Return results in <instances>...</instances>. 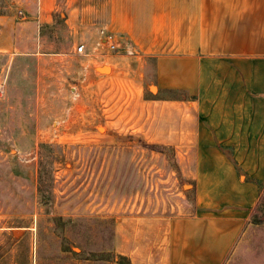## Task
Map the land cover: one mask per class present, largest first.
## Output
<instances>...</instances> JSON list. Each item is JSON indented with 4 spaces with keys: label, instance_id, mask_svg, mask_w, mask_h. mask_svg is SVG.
I'll list each match as a JSON object with an SVG mask.
<instances>
[{
    "label": "rangeland",
    "instance_id": "374dc122",
    "mask_svg": "<svg viewBox=\"0 0 264 264\" xmlns=\"http://www.w3.org/2000/svg\"><path fill=\"white\" fill-rule=\"evenodd\" d=\"M66 1L54 24L32 28L35 0H0V264H132L121 251L143 264L144 221L193 210L191 152L151 139L146 106L182 95L159 92L156 57L119 30L126 12L116 25L110 0H72L103 5L91 26L79 19L85 43L64 22ZM135 15L145 25L155 16ZM161 16L173 29L176 14Z\"/></svg>",
    "mask_w": 264,
    "mask_h": 264
},
{
    "label": "crops",
    "instance_id": "0c3cea01",
    "mask_svg": "<svg viewBox=\"0 0 264 264\" xmlns=\"http://www.w3.org/2000/svg\"><path fill=\"white\" fill-rule=\"evenodd\" d=\"M150 1L140 10L136 0H110L111 23L126 12L119 30L156 57L159 92L182 95L146 106L150 128L158 130L151 139L174 143L183 157L191 152L187 193L194 198L187 216L164 225L144 221L141 238L151 244L143 246V264H264V0ZM58 4L35 0L25 25L54 24ZM102 8L67 0L62 17L86 43L90 28L79 19L91 26L88 15ZM137 11L155 16L140 24ZM169 13L176 14L173 29L161 16ZM121 252L136 264L135 253Z\"/></svg>",
    "mask_w": 264,
    "mask_h": 264
},
{
    "label": "built area",
    "instance_id": "2783aa9c",
    "mask_svg": "<svg viewBox=\"0 0 264 264\" xmlns=\"http://www.w3.org/2000/svg\"><path fill=\"white\" fill-rule=\"evenodd\" d=\"M103 43H106L110 51L117 49L116 41L113 39V36L111 34L106 36ZM84 51H85V46L83 45H80L77 48V52L79 54L84 53Z\"/></svg>",
    "mask_w": 264,
    "mask_h": 264
},
{
    "label": "bare ground",
    "instance_id": "6f19581e",
    "mask_svg": "<svg viewBox=\"0 0 264 264\" xmlns=\"http://www.w3.org/2000/svg\"><path fill=\"white\" fill-rule=\"evenodd\" d=\"M154 90H155V88H154ZM99 129H100V131L104 132V128L103 127H100Z\"/></svg>",
    "mask_w": 264,
    "mask_h": 264
}]
</instances>
